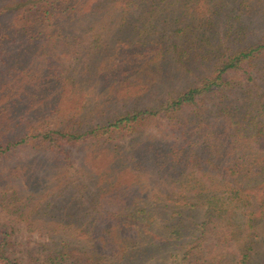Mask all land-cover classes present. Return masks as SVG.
<instances>
[{"label": "trees", "instance_id": "obj_1", "mask_svg": "<svg viewBox=\"0 0 264 264\" xmlns=\"http://www.w3.org/2000/svg\"><path fill=\"white\" fill-rule=\"evenodd\" d=\"M0 211V264H253L264 0H0Z\"/></svg>", "mask_w": 264, "mask_h": 264}, {"label": "rangeland", "instance_id": "obj_2", "mask_svg": "<svg viewBox=\"0 0 264 264\" xmlns=\"http://www.w3.org/2000/svg\"><path fill=\"white\" fill-rule=\"evenodd\" d=\"M4 66V65H2ZM126 102V103H125ZM125 102H118L115 104V107L124 109L126 107H129L132 105V102L125 101ZM41 104H38V109H35L34 107L31 108V112H28V117L32 120V122L42 127V110H41ZM127 138H125L126 140ZM53 155L45 152H40L39 150L26 148L24 150H20L18 154L14 156V160H32V159H39L43 162L47 158H52ZM13 160V157H11L10 161ZM43 174V172H41ZM73 175V174H72ZM73 177V176H72ZM75 177V176H74ZM78 183L75 182L73 184V188ZM28 211V207L25 208ZM5 212L0 211V219L6 217ZM36 216H39L40 214H34ZM25 216H32L30 214H25ZM16 219V218H13ZM17 220V219H16ZM15 221V220H14ZM15 225V233H14V247L12 249V257L16 264H44L43 259L47 253V247L48 242L44 235L40 234L39 232H31L28 230L27 226L23 223H17ZM153 261L147 260L145 264H152ZM253 264H264V251L257 254L256 257L253 260Z\"/></svg>", "mask_w": 264, "mask_h": 264}]
</instances>
